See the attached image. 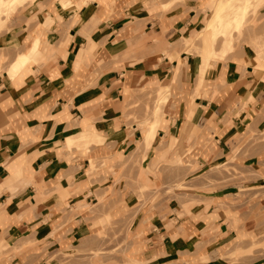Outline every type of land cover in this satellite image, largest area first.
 <instances>
[{
	"label": "crops",
	"instance_id": "1",
	"mask_svg": "<svg viewBox=\"0 0 264 264\" xmlns=\"http://www.w3.org/2000/svg\"><path fill=\"white\" fill-rule=\"evenodd\" d=\"M37 1L36 22L24 17L22 27L0 33V57L41 38L48 61L17 80L8 73L28 49L0 64V264H264V69L255 52L244 50L242 66L212 67L170 50L182 37L184 50L186 35L198 31L203 0L167 13L154 0H73L80 8L72 12L59 1L29 0L16 10ZM170 52L179 58L170 61ZM157 88L172 92L158 130L178 143L168 159L177 163L189 149L185 168H199L184 182L196 187L195 206L186 211L165 191L163 203L133 219L138 184L121 159L144 136L126 115L133 92ZM161 143L144 166L169 153ZM95 162L101 167L92 174ZM224 165L243 176L201 190L222 183L201 173ZM171 184L163 180V189ZM223 201L225 209L217 206ZM107 249H123L128 261ZM97 250L105 252L95 258ZM236 251L243 255L233 263Z\"/></svg>",
	"mask_w": 264,
	"mask_h": 264
},
{
	"label": "rangeland",
	"instance_id": "2",
	"mask_svg": "<svg viewBox=\"0 0 264 264\" xmlns=\"http://www.w3.org/2000/svg\"><path fill=\"white\" fill-rule=\"evenodd\" d=\"M23 1L29 0H15L14 3L8 1L0 6V17H2L5 21L2 24L0 23V33L5 31L12 32L14 28L22 27V24H20V22L24 17L29 18L27 19L28 24H30L29 26H31V23H33L34 21H37L38 17L36 16L35 12H41V3L39 1L34 3L28 2L27 4H23L20 9L16 10L18 4ZM55 1H59L61 3L63 0ZM187 1L188 0H154V4L155 9H161L163 13H167L169 11H172L179 5H184ZM218 2L223 3L228 12L231 10V5L233 3L235 5L238 4L243 10H245V13H243L242 17L237 22H235V19L232 16H227V20L231 21L233 25V28L231 29L229 34V37L232 41V48H230L229 50L223 49L225 38L221 37L218 39L214 46L217 55H208L204 50L206 44H204L203 42V35L206 33L205 31L207 30L209 24H211L215 20L216 5ZM165 3H169L168 7L163 6ZM38 7H40L41 9ZM198 15L202 16L198 31L192 35H186L187 38H190V43H187V41L185 40V49L182 50V37L177 41V44L170 47V50H179L181 52H187L194 56H201V60H206V63H211L212 67L215 65V63H226L231 60L237 61L239 66H242L243 63L241 61V57L243 56L244 50L250 47L256 55V67L259 70L264 69V0H203L202 7L198 10ZM2 18L0 19L2 20ZM51 20L52 19H50L49 17L44 21L48 29L51 26L48 25ZM237 25H239L238 28H236ZM27 49L28 48L26 42L25 45L24 42H20V44H14V46H10L8 54L9 57H0V64L2 61L6 60V62L8 61L10 65L18 53L26 52ZM170 55L171 52L169 53V56L168 54H166V56L169 57L170 61L178 59H175L173 57L172 59L170 58ZM47 62V60H43L37 65L41 66L43 64H46ZM257 64H261L262 66L259 67L257 66ZM1 70L2 69H0V72ZM167 84L168 83L162 85L165 86ZM132 94V102L128 105V113L126 115L127 118H129V122L127 123H135L137 127L143 131V136H145V132L148 129L149 123L152 118L155 120V117H158V119L161 121V124H163L164 121L162 122V119L165 118V107L168 100L172 97V92H170V90L168 89L160 91L159 88H157V90L135 91ZM143 139L137 143L136 152L132 153L126 158L121 159V169L130 172V175H132V177L135 175L138 184L137 194L139 201L138 205L133 210L132 218L134 219L138 211L143 210L147 205H151V208H156L158 205L163 203L164 201H162V193L165 191L169 193L170 199L175 198V200H177L181 204L185 201L186 206L183 207V209L185 208L184 210L188 211V208H192L193 206H195V201L193 200L194 196H192V194H194L193 190H196V187L193 184H187L184 182L187 178L192 180L194 177H196L197 175H195V173L199 170L196 165L190 162L187 163L189 167L185 168L186 164L183 160V157L186 156V160L192 158L193 155L191 156V153L189 152L190 150L184 149V151L180 154L179 162L175 163L177 160H172L171 163V160L168 159V156H175L177 154L173 153V150H175V147H177L178 143L173 139H162V136L160 134L158 135L157 133V137L152 144L154 145L156 139H158V142H164L165 145L169 143V153H167V155L166 153L160 154L157 160H152L149 162L148 166H144L143 162L147 158V153L153 148V145H150L147 148H143ZM162 143L160 144V146H162ZM74 149L87 151L89 150V147L80 148L77 146ZM100 167V164H97V162L93 163L91 170L92 174H96ZM113 170L114 169H112V171ZM201 174L203 175V180H205L206 182L212 183V180H215L214 178L216 177H220L222 180V183L218 184H215V182H213L214 184L211 185V188L205 187L201 189L207 192H210L211 190L214 191L216 188L218 189L226 185L227 177L230 178L234 176L236 178H240L243 176L239 170H237L236 168H231V165L209 168L204 170V172H202ZM165 179H170L172 181V184L166 190L163 189V180ZM147 193H151V198H147ZM181 197H184L185 199H181ZM208 202L211 201L205 200L204 204H207L208 206ZM213 203L214 202H211V205ZM217 204V206H220L219 208L223 209H225L227 206L224 201L220 202V204ZM178 214L181 215L180 212H178ZM104 224H111L110 218H107ZM252 246L253 249H251V251L248 253L250 255H254L252 250L258 248L257 242L253 243ZM262 248H264V245L262 246ZM1 251L2 247H0V253ZM106 251L109 252V254L115 256L118 255L122 258V260L126 262L128 261L127 255L125 254V251L123 249L119 251L107 249ZM102 252L105 251L97 250L94 254V257H98ZM242 255L243 253L241 251H236L228 256L234 263L237 262L239 257H241Z\"/></svg>",
	"mask_w": 264,
	"mask_h": 264
},
{
	"label": "bare ground",
	"instance_id": "3",
	"mask_svg": "<svg viewBox=\"0 0 264 264\" xmlns=\"http://www.w3.org/2000/svg\"><path fill=\"white\" fill-rule=\"evenodd\" d=\"M10 1L14 3L15 0H0V6L6 2ZM234 4V3H233ZM231 5V10L228 12L227 8L224 7V4L218 2L216 5V12H215V20L209 24L207 27L206 33L203 35V42L205 45L204 50L207 52L208 55L216 54L217 52L214 49V46L219 38L224 37L223 49L229 50L232 48V41L229 37L230 31L233 28L232 22L227 20V16H232L235 19V22L239 21L242 17L245 10H243L240 5L234 4ZM62 9L65 12H69L72 10H77L80 8L79 6L75 5L73 0H63L62 1ZM164 7H168V4H164ZM224 7V9H223ZM137 13V12H136ZM1 18V17H0ZM0 23L2 24V20L0 19ZM239 25L236 26L238 28ZM190 38H185L187 43H190ZM204 51V52H205ZM45 48H43V42L41 38H36L28 48V51L25 54H22L17 57L16 62L14 63L13 67L9 71L8 75L11 80L23 79L27 74V69L31 64H39L41 61L46 60L45 56ZM204 55V53H203ZM173 58H179L178 54H174ZM172 58V59H173ZM257 66L261 67V64H257ZM161 121L158 117L153 119V122L148 130L145 132V136L143 139V148H147L150 145H153V141L157 137L158 130L161 126ZM104 141L101 140V143ZM100 143V144H101ZM144 158V157H143ZM172 163V161H170Z\"/></svg>",
	"mask_w": 264,
	"mask_h": 264
}]
</instances>
